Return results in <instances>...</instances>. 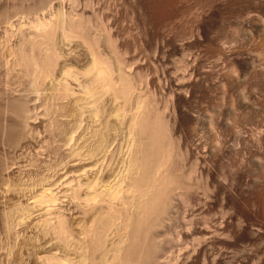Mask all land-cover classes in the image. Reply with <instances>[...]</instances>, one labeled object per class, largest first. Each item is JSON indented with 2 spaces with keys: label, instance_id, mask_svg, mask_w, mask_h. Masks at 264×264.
<instances>
[{
  "label": "rangeland",
  "instance_id": "1",
  "mask_svg": "<svg viewBox=\"0 0 264 264\" xmlns=\"http://www.w3.org/2000/svg\"><path fill=\"white\" fill-rule=\"evenodd\" d=\"M51 1L60 11L70 10L68 0ZM38 2L0 0V13L12 15L17 6L25 13ZM82 2L74 8L77 16L57 23L48 41L27 19L7 23L0 17V264H112L111 245L124 236L131 241L122 264H264V83L229 80L235 21L259 7L264 14V0ZM263 14L248 53L253 65L264 67ZM19 22L24 35L17 32ZM34 37L36 48L30 44ZM20 43L23 52L40 55L38 62L52 48L54 64L44 67L51 73L43 76L40 66L35 77L14 66L13 48ZM93 48L99 67L111 75L108 87L92 84L86 73ZM93 85L100 96L96 104L98 98L84 92ZM22 98L34 110L30 126L19 144L8 146L7 131L17 124L22 130L16 113ZM136 113L159 131L157 164L167 168L162 204L155 214L145 209L149 226L143 230L130 226L125 234L118 221L98 249L89 234L103 227L109 203L126 212ZM47 194L54 199L50 208L38 201ZM128 211L135 214L137 206ZM54 215L65 225L58 228ZM58 233L63 239L68 233L70 243ZM81 241L92 246L83 251Z\"/></svg>",
  "mask_w": 264,
  "mask_h": 264
},
{
  "label": "bare ground",
  "instance_id": "2",
  "mask_svg": "<svg viewBox=\"0 0 264 264\" xmlns=\"http://www.w3.org/2000/svg\"><path fill=\"white\" fill-rule=\"evenodd\" d=\"M4 1V0H3ZM41 1H43V2H41V3H37V5L38 6H35L34 5V8L35 9H28V10H30V11H28L27 12V10H26V12L24 13V12H22V10H19V9H21L19 6H17V8H15L14 6V9H11L12 10V12H11V14L12 15H9V14H7V13H4V14H2L3 13V10L1 11V13H0V17H1V19H6V21L8 20H10L11 18H15L16 16L17 17H19V21L20 20H22L23 21V19H27L28 21H26V24H27V22H28V25H29V27H30V29L33 31V30H36V31H38L40 34H43L44 36H43V38H45V41H48V40H50L51 39V37H52V34H53V32H54V29H55V26H56V24L57 25H59V23L60 22H62V23H65V22H70V21H72L73 20V18H75L76 16H77V13L76 12H78V11H75L74 10V8H75V6H80V5H82L83 4V2L80 4V0H68L67 2H68V5H69V7H70V10H68V11H66V10H64V12L63 11H60L57 7H58V5H54V4H51V0H46L45 2H44V0H41ZM54 1V0H53ZM2 3V2H1ZM0 3V4H1ZM64 5H65V2H64ZM2 6V5H1ZM18 7H19V9H18ZM49 8V9H48ZM62 9V8H61ZM24 10V9H23ZM25 11V10H24ZM66 11V12H65ZM5 12V11H4ZM6 12H7V10H6ZM262 12L260 11V7L252 14V13H247V14H245V16H243V17H241V18H239V19H237L236 21H235V28H234V39H233V43H234V51H232L233 53L231 54V57H230V60H232L233 62H232V67H231V74H230V77H229V80H231L230 82L231 83H234V84H236V83H238V82H243V83H247V82H263L264 83V67L263 66H260V62H259V65H257V66H255V65H253V62H252V60L249 58V46L250 45H252V37H251V33L253 34L255 31H256V33H261V31H260V17H262L261 15L263 14H261ZM79 17V16H78ZM263 17H264V14H263ZM4 21V20H3ZM7 21V23H9ZM5 22V21H4ZM6 23V22H5ZM23 23H24V21H23ZM23 23L21 24V22H19L18 24V28H17V32L18 33H20V34H22L23 33V35L25 34V32H23V27L25 26H23ZM11 25V24H10ZM64 26V25H63ZM35 32V31H34ZM37 33V32H36ZM36 33H34V34H36ZM58 33V32H57ZM33 34V35H34ZM40 34H38V35H40ZM72 34V33H71ZM5 35H7V36H9L10 35V32H9V30H5ZM19 35V34H18ZM22 35V36H23ZM38 35H36L37 36V38H38ZM21 36V35H20ZM35 36V35H34ZM35 36V37H36ZM35 37H34V39H35ZM33 38V37H32ZM31 38V39H32ZM32 39L33 41H31L30 40V44L31 45H33L35 48L38 46V39ZM48 40H47V39ZM23 40V39H22ZM25 40V39H24ZM23 40V41H24ZM38 40V41H37ZM27 41H28V39H27ZM237 42L239 43V44H241L242 46L244 45V47L243 48H245L244 50H240L239 51V49H238V45H237ZM23 43V42H22ZM22 43H20L19 44V46H18V48L15 50V48H11V50H13L14 51V53L13 54H15V63L13 62V64H15L14 66H18V67H22V66H24L28 71H27V73H29V70H30V74L33 76V75H35V72L37 71V69H38V67H39V69H40V66L43 68V70H42V68H41V71L43 72V76L45 75V76H47L48 74H50V73H48L46 70H45V68L44 67H49V66H52L53 64H54V60H55V55L56 54H54V52L50 49L49 51H47V57L45 58L46 59V61L44 60V62H45V65L46 66H42V64L44 63L43 62V60H41V61H39L38 62V57L37 56H40V55H38L36 52V54H37V56L34 54V55H32L33 53H32V51L34 50V49H32V51L30 50V52H28L27 50V52L26 51H24L25 53H27V55L26 54H24V52H23V50H22V46H23V44ZM27 43V42H26ZM25 43V44H26ZM16 46V47H17ZM32 47V46H31ZM24 48V47H23ZM92 48V47H91ZM240 48V47H239ZM39 49V48H38ZM37 50V49H36ZM35 50V51H36ZM45 50H47V49H45ZM93 50H94V48H93ZM92 50V51H93ZM31 54V55H29V54ZM38 58H36V57ZM45 56V55H44ZM97 55H96V53H95V50H94V52H93V61H92V65H91V67H90V69H88V71L86 72L87 74H89L90 75V80H91V83L93 84V83H99V85H100V83L101 84H103V86L105 85V87H108V85H106V83H105V81L107 82V81H109V80H111V75H110V78L108 77L109 75H107L108 74V72H106V69L104 68H101V67H99V63H98V59H97V57H96ZM258 57V56H257ZM44 59V58H43ZM39 63H41V65L39 64ZM12 64V65H13ZM102 64V63H101ZM105 64V63H104ZM24 68V69H25ZM48 69V68H47ZM45 70V71H44ZM52 70V69H51ZM48 74H47V73ZM38 74V73H37ZM42 74V73H41ZM40 74V75H41ZM111 74V73H110ZM124 74H125V72H124ZM30 75V76H31ZM38 76V75H37ZM50 76V75H49ZM123 76V75H122ZM35 77H36V75H35ZM128 77V76H127ZM42 78V77H41ZM49 78V77H48ZM107 78H109V79H107ZM122 78V77H121ZM126 79V78H125ZM123 80L124 82L126 81V80ZM127 79H129V78H127ZM113 80V79H112ZM120 80V79H119ZM122 82V81H121ZM127 82V81H126ZM41 83V82H40ZM112 82L110 81V83L109 84H111ZM91 85V84H90ZM98 85V86H99ZM115 85V84H114ZM41 86V85H40ZM102 86V85H101ZM102 86V87H103ZM110 86V85H109ZM101 87V88H102ZM64 88V87H63ZM95 88V89H94ZM67 89V88H66ZM66 89H64V90H66ZM58 90V89H57ZM86 91H84V92H86L87 94H89V97L92 99V98H98V99H95V101H93L94 103L96 102V101H99V94H98V89H97V85H93V86H91V87H87L86 89H85ZM67 91H68V89H67ZM65 92V91H64ZM70 92V91H69ZM31 93V92H30ZM62 93H63V91H62ZM2 94V93H1ZM33 94V93H32ZM32 94H30V95H32ZM34 94H37V91H34ZM60 96H61V94H59ZM65 95H68V94H66L65 93ZM84 95H86V94H84ZM1 96V95H0ZM8 96V95H7ZM62 96H64V93H63V95ZM99 96V97H98ZM19 98V97H18ZM23 99V98H22ZM22 99H20V100H22ZM57 99H58V97H57ZM19 100V101H20ZM11 101V100H10ZM16 102V103H18L16 106H17V108H16V111H13V109L11 110V109H9V111L11 110V111H13L12 113H18V121H19V123H20V126H21V128H22V130H18L17 129V126H18V124H17V126H15L14 128H10L8 131H7V134L5 135L6 136V139H5V141L7 142L5 145H7L8 144V146H14L16 143H18L19 144V140L22 138V136H23V130H25L26 128L28 129V127L27 126H30V125H28V120H30V116H31V113H32V110L33 109H30V108H28V106H27V104L28 103H30V100H24L23 99V101H21V102ZM14 102H15V100H14ZM11 105L13 106V101H11ZM96 103H99V102H96ZM95 103V104H96ZM11 105H10V108H11ZM13 108V107H12ZM8 109V108H7ZM15 109V108H14ZM5 111V110H4ZM34 111V110H33ZM138 111V110H137ZM15 113V114H16ZM33 116V115H32ZM32 119V118H31ZM133 122H132V127L133 128H131L132 129V131H133V135L135 136V139H136V141L135 140H133L134 141V150H133V158L131 157V160H132V169H131V166H130V171H128V174L129 175H127L128 176V188H126L127 190H125V191H127L128 193H129V195H130V197H129V200H128V202L126 203L127 205H126V212H124V213H120L116 208L117 207H115V204H113L114 202H111V203H109V205L107 206V209L106 210H104L105 212H104V215L102 214V212H101V214L105 217V218H103V216H102V218H100L101 220V224H103V225H101V226H103L102 228H99L100 229V231L98 230V229H96V230H98V233H96V231H95V229H94V233L92 234V232H90L91 234H92V236L90 237V234H89V238H92V240H91V242H93L94 244L96 243V246L98 247V249H99V247H101L102 248V246H104L103 244L105 243V241H107V237L109 236L108 234L111 232V230L110 229H112L116 224H117V226H120V224H122L123 225V228L125 229V234L126 233H128L129 234V232L130 231H126V230H128V229H130V226H133V228L132 229H134V228H137V229H142L141 227H143V224H144V221H143V216H144V213L146 212L145 211V209H147L148 208V210L150 211V213H152V212H154V211H156V212H158L157 210L158 209H160L159 207H160V204H162L161 202H160V200H161V190H162V188L164 187V185H165V181H166V178H167V174H165V169L164 168H166L163 164H161V162L159 163V164H157L158 162V147L159 146H157V140H158V138H159V136H158V130H157V127L154 125V124H152L151 122H150V120H149V117H147V116H143V115H141V113H136L135 115H134V117H133ZM17 121V120H16ZM12 127V126H11ZM19 128V127H18ZM30 128V127H29ZM5 129H7V127L5 128ZM20 129V128H19ZM130 129V130H131ZM131 131V132H132ZM24 132H26V131H24ZM26 134V133H25ZM131 134V135H132ZM23 139V138H22ZM21 139V140H22ZM20 140V141H21ZM99 142V141H98ZM159 143V142H158ZM17 146V145H16ZM98 147V146H97ZM14 148V147H13ZM160 148V147H159ZM161 154V153H160ZM80 155V154H79ZM162 156V155H161ZM160 157V156H159ZM160 159V158H159ZM164 163V162H163ZM131 164V163H130ZM3 167V163L1 162V160H0V168H2ZM129 167V166H128ZM4 169H5V167H3ZM167 169V168H166ZM127 174V173H126ZM75 178V177H74ZM127 179V178H126ZM125 179V180H126ZM81 180V179H80ZM83 180V179H82ZM73 182V181H72ZM71 182V183H72ZM80 182V181H79ZM98 183V182H97ZM87 184V183H86ZM85 184V185H86ZM91 184V183H90ZM143 184H146V189L144 190V191H141V190H143V187H142V185ZM76 185V184H75ZM80 185H81V183H78L75 187L76 188H78L79 189V187H80ZM89 185V184H88ZM88 185H86V186H88ZM92 185V184H91ZM90 185V186H91ZM95 185V184H94ZM93 186V185H92ZM144 186V185H143ZM74 187V188H75ZM111 187V186H110ZM140 187H142V188H140ZM144 187V188H145ZM70 188V187H69ZM75 188V189H76ZM88 188V187H87ZM121 189V188H120ZM125 189V188H124ZM123 189V190H124ZM70 190H71V188H70ZM77 190V189H76ZM76 190H73L74 192H76V194H78L77 193V191ZM92 190H94L93 188H92ZM109 190V189H108ZM110 190H112V189H110ZM113 190H114V188H113ZM117 190H118V188H117ZM164 190V189H163ZM96 192V191H95ZM103 192V191H102ZM105 192V191H104ZM111 192V191H110ZM116 190H115V192H113L112 191V193H111V196L113 197L112 199H111V201L113 200V199H115V194H116ZM56 193V192H55ZM73 193V192H72ZM71 193V194H72ZM97 193V192H96ZM99 193V192H98ZM98 193H97V195H98ZM108 195H107V194ZM126 193V192H125ZM74 194V193H73ZM94 194V193H93ZM93 194H91V196L93 195ZM104 194H106L107 196H110L109 195V192L108 191H106ZM117 194H119V193H117ZM117 194H116V196H117ZM100 195V194H99ZM102 195V194H101ZM121 195V194H120ZM119 195V196H120ZM125 195V194H124ZM73 196H75V195H73ZM73 196H71V198L73 197ZM77 196V195H76ZM79 196V195H78ZM81 196V195H80ZM94 196H95V194H94ZM104 196V195H103ZM85 198H88L89 197V195H88V197H86V196H84ZM100 197V196H99ZM106 197V196H105ZM145 198L146 197V200H141L140 198ZM74 198V197H73ZM94 198V197H93ZM104 198V197H103ZM109 198H111V197H109ZM109 198H106L107 200H104V201H106V203L107 202H109ZM117 198V197H116ZM74 199H76V198H74ZM82 200H84L85 202H86V200L84 199V198H81ZM89 199H91L90 197H89ZM89 199H88V201H89ZM95 199V198H94ZM120 199H121V197H120ZM128 199V198H127ZM37 200L38 199H36V202H37ZM93 200V199H92ZM95 200H98V199H95ZM117 200V199H116ZM125 200V199H124ZM39 201V203H40V205L42 204V205H46V207H48L47 205H49V204H51V203H53L54 202V199H53V197L51 196V195H49V194H47V195H44V196H42V197H40V200H38ZM87 201V202H88ZM94 201V200H93ZM102 201V200H101ZM118 201V200H117ZM122 201V200H121ZM127 201V200H126ZM125 201V202H126ZM166 201V200H165ZM85 202H84V204H85ZM97 202V201H96ZM167 202V201H166ZM95 203V202H94ZM123 203V202H122ZM165 203V202H164ZM93 204V203H92ZM166 204V203H165ZM81 205V204H80ZM120 205V204H119ZM123 205V204H122ZM99 206V205H98ZM134 206H137V212L135 213V214H132L131 213V211H128V209L129 208H133L134 209ZM51 207V206H50ZM50 207H48V208H50ZM94 207V206H93ZM120 207V206H119ZM124 207V206H123ZM123 207L122 208H119V209H123ZM163 207V206H162ZM89 208V207H88ZM95 208V207H94ZM136 208V207H135ZM164 208H165V206H164ZM85 209V208H84ZM99 209V208H98ZM54 210V209H53ZM101 210V209H100ZM148 210H147V212H148ZM145 211V212H144ZM52 212V211H51ZM99 212V211H98ZM134 212V211H133ZM146 212V213H147ZM160 212H162V214H163V210L161 209L160 211H159V213ZM164 212H165V210H164ZM158 213V214H159ZM49 214V213H48ZM98 214V213H97ZM154 214H155V212H154ZM157 214V213H156ZM161 214V213H160ZM60 215V214H59ZM147 215V214H146ZM148 215H149V212H148ZM49 216V215H48ZM53 216V215H52ZM57 216V215H56ZM100 216V215H99ZM100 216V217H101ZM152 216V215H151ZM150 216V217H151ZM158 216L159 215H157L156 217H157V219H160V217L158 218ZM162 216H164V215H162ZM47 217V216H46ZM59 217L60 216H57L56 218L57 219H59ZM98 217V216H97ZM145 217V216H144ZM147 217V216H146ZM54 218H55V215H54ZM55 218V219H56ZM154 218V217H153ZM97 219H99V217L97 218ZM96 219V220H97ZM103 219H105V220H103ZM102 220L103 221H105L104 223H102ZM146 220V219H145ZM148 220V219H147ZM152 220H154V219H152ZM162 220V219H161ZM51 221V220H50ZM49 221V222H50ZM57 221V220H56ZM55 221V222H56ZM99 221V220H98ZM121 222L120 224H119V222ZM158 221V220H157ZM156 221V222H157ZM163 221V220H162ZM62 222H63V220L61 221V217H60V220L58 221V223H55V225H59V227L58 228H60V226L61 225H63L62 224ZM95 222H97V221H95ZM150 222V221H149ZM148 222V223H149ZM152 222H154V221H152ZM160 220H159V224H160ZM99 223V224H100ZM155 223V222H154ZM162 223V222H161ZM57 225V226H58ZM65 225V224H64ZM63 225V226H64ZM95 225H96V223H95ZM94 225V226H95ZM98 225V224H97ZM145 225H148V224H146V222H145V224H144V226ZM152 224H150V226H151ZM153 225H155V224H153ZM158 225V224H157ZM156 225V226H157ZM57 226H55V227H57ZM63 226H62V228H63ZM100 225L98 226V227H101ZM149 226V225H148ZM147 227V226H146ZM145 227V228H146ZM65 228V227H64ZM96 228V227H95ZM116 228H118V227H116ZM121 228V227H120ZM119 228V229H120ZM152 228H153V226H152ZM66 229V228H65ZM131 229V230H132ZM148 228H146V230H147ZM58 230V229H57ZM61 230V229H60ZM89 230V229H88ZM87 230V231H88ZM117 230V229H116ZM115 230V231H116ZM121 230V232H122V234L124 233L123 231V229L121 228L120 229ZM143 230V229H142ZM63 230H61L60 232H62ZM86 231V233L88 234V232ZM92 231H93V229H92ZM108 231H110L108 234H107V232ZM135 231H138V230H135ZM144 231H145V229H144ZM63 232H67V230L66 231H63ZM117 232H120L119 230L117 231ZM142 232V231H141ZM85 233V234H86ZM145 233V232H144ZM60 233H58V235H59ZM63 234V233H62ZM68 234V233H67ZM67 234H63L65 237H64V239H63V236L62 235H59L60 237H62V240L64 241L65 239H68V238H70V236H68ZM117 234H119V233H117ZM122 234H121V237H122ZM139 234V233H138ZM70 235V234H69ZM68 236V237H67ZM120 236V235H119ZM131 236V235H130ZM138 236V235H137ZM59 237V238H60ZM67 237V238H66ZM87 236L85 235V238H86ZM126 236H124L122 239H118L119 241H118V243L115 245H111V247H114L113 249H114V252H113V256L114 257H112L113 258V261L111 262L112 264H122V256H124L125 257V249L127 248V244L129 245V242L131 241V238L130 237H126ZM136 237V236H135ZM109 238V237H108ZM138 239V238H137ZM71 239H68V240H66L67 241V243L70 241ZM88 240V239H87ZM86 240V241H87ZM82 242V241H81ZM90 242V241H89ZM65 243V242H64ZM70 243V242H69ZM85 243H88V242H85ZM83 244V242H82V245H79V246H82V247H80L81 248V250H85L84 249V245L88 248V246H89V248H90V245L92 246V243L89 245V244ZM66 244V243H65ZM81 244V243H80ZM68 245V244H67ZM88 245V246H87ZM132 246H134V245H132ZM132 246H130V247H132ZM87 248H86V250H87ZM88 248V249H89ZM95 249H96V247H95ZM97 249V250H98ZM105 249H106V247H105ZM131 249H134L133 247L132 248H130V251H131ZM85 250V251H86ZM93 250V249H92ZM136 249H134L133 250V253L134 252H136L137 253V250L135 251ZM101 251H103V249L101 250ZM128 251V250H127ZM96 252V251H95ZM100 251H98V254H102V253H99ZM104 252H105V250H104ZM103 252V253H104ZM132 252V251H131ZM123 253H125L124 255H122ZM132 253V254H133ZM86 254V253H85ZM98 254H96V255H98ZM91 256H92V254H90ZM90 255H88V258H89V256ZM131 255V253L129 254V256ZM84 257H86V256H84ZM90 258H92V257H90ZM94 258V257H93ZM97 258H100V256L99 257H97ZM87 259V258H86ZM85 259V260H86ZM139 259V258H138ZM88 260V259H87ZM90 260V259H89ZM95 260V259H94ZM97 260V259H96ZM139 260H141V259H139ZM126 261H128V260H126ZM138 261V260H137ZM136 261V262H137ZM142 261V260H141ZM140 261V262H141ZM84 262V263H83ZM82 263L83 264H88V262H90V261H83ZM124 262V261H123ZM131 262V261H130ZM68 263V262H67ZM100 263V262H99ZM103 263H105V261L103 262ZM108 262L106 261V264H107ZM143 263V262H142ZM91 264V263H90ZM95 264V263H94ZM98 264V263H97ZM101 264H102V262H101ZM124 264V263H123ZM146 264V263H145Z\"/></svg>",
  "mask_w": 264,
  "mask_h": 264
}]
</instances>
